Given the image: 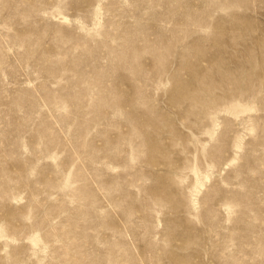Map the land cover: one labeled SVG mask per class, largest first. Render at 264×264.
<instances>
[{
    "label": "rangeland",
    "instance_id": "1",
    "mask_svg": "<svg viewBox=\"0 0 264 264\" xmlns=\"http://www.w3.org/2000/svg\"><path fill=\"white\" fill-rule=\"evenodd\" d=\"M0 264H264V0H0Z\"/></svg>",
    "mask_w": 264,
    "mask_h": 264
}]
</instances>
